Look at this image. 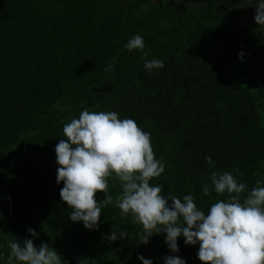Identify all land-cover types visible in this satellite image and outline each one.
<instances>
[{
	"label": "trees",
	"instance_id": "obj_1",
	"mask_svg": "<svg viewBox=\"0 0 264 264\" xmlns=\"http://www.w3.org/2000/svg\"><path fill=\"white\" fill-rule=\"evenodd\" d=\"M256 3L0 0V264H8V242L24 239L48 243L63 264H143L139 255L152 264L168 255L203 264L199 244L183 236L176 253L163 232L139 242L142 225L111 204L98 229L71 221L56 181L55 145L82 110L116 111L151 134L166 167L150 183L162 184L163 196L192 194L207 214L228 197L215 193L211 173L233 169L251 190L264 180V26L255 22ZM136 34L145 48L128 51ZM145 52L164 68L146 70ZM109 185L114 198L121 193L114 176ZM122 230L127 235L119 238Z\"/></svg>",
	"mask_w": 264,
	"mask_h": 264
},
{
	"label": "clouds",
	"instance_id": "obj_2",
	"mask_svg": "<svg viewBox=\"0 0 264 264\" xmlns=\"http://www.w3.org/2000/svg\"><path fill=\"white\" fill-rule=\"evenodd\" d=\"M255 22L264 26V0H257ZM128 51L144 50L143 37L134 35L125 45ZM144 67L151 72L164 68L162 60L147 59ZM243 59V53H240ZM111 69L112 66L109 65ZM114 70V69H113ZM63 136L55 145L57 168L56 181L63 182L60 198L71 209L70 219L82 221L87 229H98L102 209L107 205L118 207L124 217L131 216L133 224H141L143 233L139 242L147 244L153 234L166 233L165 242L171 252L179 251L177 240L185 238V244H199L197 257L203 264H264V180L257 179L248 190L244 182H238L239 169L233 172L211 173V183L218 195L228 194L226 200L213 203L205 211L197 207L192 194L182 199L176 195L163 196L162 184L152 185L165 171V163L156 158L151 134L138 126L131 118L119 117L116 111H89L84 109L78 118L63 126ZM206 161L214 165L211 156ZM236 173L237 175H234ZM115 177L122 189L113 197L109 194V178ZM203 194L211 197L208 183ZM105 198L97 201L96 194ZM246 197L241 201L243 193ZM32 237L38 233L29 228ZM108 237L118 238L115 229ZM127 230L119 232L124 238ZM8 264H63L61 254L48 243L35 245L33 239L9 241ZM3 256V253H0ZM143 264H152L142 255ZM87 264V258L78 259ZM164 264H186L185 259L168 255Z\"/></svg>",
	"mask_w": 264,
	"mask_h": 264
}]
</instances>
